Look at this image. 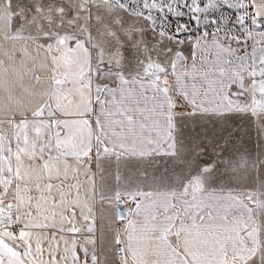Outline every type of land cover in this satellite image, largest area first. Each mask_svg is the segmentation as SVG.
<instances>
[{"label":"snow or ice","instance_id":"obj_1","mask_svg":"<svg viewBox=\"0 0 264 264\" xmlns=\"http://www.w3.org/2000/svg\"><path fill=\"white\" fill-rule=\"evenodd\" d=\"M235 116L264 143V0H0V264H264Z\"/></svg>","mask_w":264,"mask_h":264},{"label":"rangeland","instance_id":"obj_2","mask_svg":"<svg viewBox=\"0 0 264 264\" xmlns=\"http://www.w3.org/2000/svg\"><path fill=\"white\" fill-rule=\"evenodd\" d=\"M193 125H189V128ZM229 127L233 132V139L236 147L241 153H247L251 158H256L262 150H264V143H262L257 134L256 127L253 126L246 118L242 116H235L229 121ZM165 159L161 160V165L168 164ZM177 164L179 162H176ZM179 168H177V171Z\"/></svg>","mask_w":264,"mask_h":264},{"label":"crops","instance_id":"obj_3","mask_svg":"<svg viewBox=\"0 0 264 264\" xmlns=\"http://www.w3.org/2000/svg\"><path fill=\"white\" fill-rule=\"evenodd\" d=\"M186 55H189V56H190V49L186 52ZM190 62H191V61L189 60V63H190ZM103 207H104V208H107L106 205L103 206ZM96 208H97V216H98V220H97L98 231H99V227H100L101 225L103 226V230H104L106 233H108V232H110V231H113V230H110V229L108 228L109 220H108V218H107V214H105V218H104L102 221L99 219V217H100V215H101L102 206H101L100 204H97Z\"/></svg>","mask_w":264,"mask_h":264},{"label":"built area","instance_id":"obj_4","mask_svg":"<svg viewBox=\"0 0 264 264\" xmlns=\"http://www.w3.org/2000/svg\"><path fill=\"white\" fill-rule=\"evenodd\" d=\"M123 207V206H122Z\"/></svg>","mask_w":264,"mask_h":264}]
</instances>
